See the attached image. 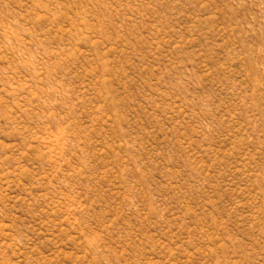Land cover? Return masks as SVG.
Masks as SVG:
<instances>
[{
    "label": "rangeland",
    "instance_id": "obj_1",
    "mask_svg": "<svg viewBox=\"0 0 264 264\" xmlns=\"http://www.w3.org/2000/svg\"><path fill=\"white\" fill-rule=\"evenodd\" d=\"M0 264H264V0H0Z\"/></svg>",
    "mask_w": 264,
    "mask_h": 264
}]
</instances>
